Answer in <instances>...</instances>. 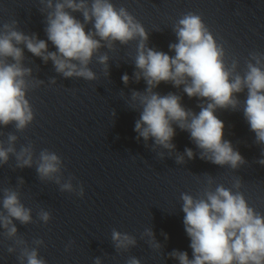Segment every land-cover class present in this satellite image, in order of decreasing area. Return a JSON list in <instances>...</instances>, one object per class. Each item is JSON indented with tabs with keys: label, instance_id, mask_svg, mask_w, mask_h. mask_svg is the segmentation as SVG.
Returning <instances> with one entry per match:
<instances>
[{
	"label": "clouds",
	"instance_id": "obj_1",
	"mask_svg": "<svg viewBox=\"0 0 264 264\" xmlns=\"http://www.w3.org/2000/svg\"><path fill=\"white\" fill-rule=\"evenodd\" d=\"M47 11V41L56 51L48 50V42L35 34L26 35L16 30L18 23L12 20L0 28V126L14 124L17 131L25 130L34 120L35 114L27 99L30 89L32 70L23 66L24 45L34 56L47 63L52 61L57 73L65 78H82L87 81L97 79L96 73L89 67L92 59L102 47L113 49L115 42L127 45L139 39L134 73L135 80L146 82L144 92H132V100L138 101L141 110L135 121L134 131L147 142L150 138L154 146L175 150L172 142L176 135L173 125L190 133L191 140L201 150L199 158L219 166H228L235 170L247 161L235 150L230 141L224 140V123L215 115L217 109L237 110L240 101L235 94L247 89L244 102V117L255 133V142L264 145V53L251 52L247 61V70L243 76L237 72L238 61L233 59L231 67L225 64V51L204 24L201 16L187 13L174 25L177 43L170 44L174 56L147 46L148 32L126 8H116L111 0H41ZM82 13L83 22L72 13ZM92 29L86 31V25ZM103 42V43H102ZM108 74L109 56L107 53L97 57ZM254 61V63H253ZM129 76L122 80L129 83ZM171 83L174 87L183 86V92L189 98L201 99L199 113L186 109L181 97L168 93L160 95L154 89L161 83ZM42 84L43 81H35ZM55 84V78L50 81ZM18 137L9 134L7 148L0 143V166L8 163L9 155L14 154L17 167H32L33 148L21 147L17 152L15 142ZM184 154L189 160L196 154L191 148H185ZM163 157V153H160ZM264 157V151L261 152ZM184 155H177L176 163L183 164ZM264 166V158L257 161ZM63 161L55 152L44 149L39 154L36 170L41 180L54 181L61 191L76 192L73 186L75 177H63ZM20 183H23L21 179ZM213 180L209 177L207 187L199 198L181 193L182 211L185 214L183 224L190 238L192 259L186 251L173 250L170 256L179 264H264V215L250 207L239 189L241 179L233 187L237 191L217 185L212 190ZM79 196L84 189L79 187ZM3 211H0V227L8 238L17 236L18 229L13 220L22 225L33 222L32 210L24 206L20 193L11 188L3 189ZM6 213V214H5ZM39 219L47 224L51 214L43 209ZM145 235L153 237V247L160 245L154 241V233L148 229ZM112 240L117 250H127L136 245V239L113 229ZM167 239V235L165 234ZM17 243H24L17 240ZM36 245L24 248L18 260L20 264H47L39 256L38 249L44 244L42 239L33 241ZM71 248V243L65 250ZM15 249L8 248L12 253ZM94 264H101L96 258ZM126 264H141L140 259L130 257Z\"/></svg>",
	"mask_w": 264,
	"mask_h": 264
}]
</instances>
